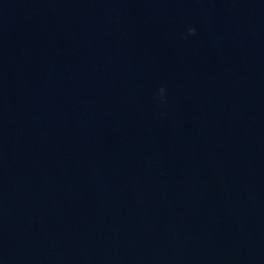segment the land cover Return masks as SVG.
<instances>
[{
  "label": "water",
  "instance_id": "95a60500",
  "mask_svg": "<svg viewBox=\"0 0 264 264\" xmlns=\"http://www.w3.org/2000/svg\"><path fill=\"white\" fill-rule=\"evenodd\" d=\"M0 264H264V0H0Z\"/></svg>",
  "mask_w": 264,
  "mask_h": 264
},
{
  "label": "clouds",
  "instance_id": "9594fccd",
  "mask_svg": "<svg viewBox=\"0 0 264 264\" xmlns=\"http://www.w3.org/2000/svg\"><path fill=\"white\" fill-rule=\"evenodd\" d=\"M189 32L191 35H195L196 34V30L195 29H189Z\"/></svg>",
  "mask_w": 264,
  "mask_h": 264
}]
</instances>
